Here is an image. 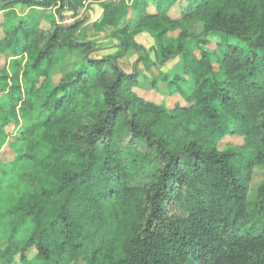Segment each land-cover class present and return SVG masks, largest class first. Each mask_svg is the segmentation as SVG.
I'll use <instances>...</instances> for the list:
<instances>
[{
	"label": "trees",
	"instance_id": "trees-1",
	"mask_svg": "<svg viewBox=\"0 0 264 264\" xmlns=\"http://www.w3.org/2000/svg\"><path fill=\"white\" fill-rule=\"evenodd\" d=\"M86 1L0 6V137L17 145L0 180V264H264V182L249 198L264 168V0H94L99 28L135 12L101 58L77 38L85 21L67 22ZM141 29L161 63L183 55V77L159 74L183 105L147 100L121 67ZM64 50L82 62L51 86Z\"/></svg>",
	"mask_w": 264,
	"mask_h": 264
},
{
	"label": "rangeland",
	"instance_id": "rangeland-1",
	"mask_svg": "<svg viewBox=\"0 0 264 264\" xmlns=\"http://www.w3.org/2000/svg\"><path fill=\"white\" fill-rule=\"evenodd\" d=\"M4 0H0V3ZM114 3L120 4L122 0H112ZM181 1V0H180ZM102 1L87 0L84 5L79 9L76 16L72 13L67 16L68 23L75 21H85V24L79 30L77 38L81 41H93L97 46V52L92 54L93 58H101L106 55L116 54L121 50V43L117 36L118 30L135 19V12L129 9L127 15L122 17L116 27H103L99 28L98 25L102 21L103 7ZM129 6L132 2L129 1ZM19 15H25L29 12V8L22 5L15 7ZM48 15L54 16L55 10H51ZM2 15L0 14V21ZM47 23V22H46ZM47 25V24H46ZM188 32L191 35H200L203 37V26L201 23L193 24L188 28ZM180 31L170 33L164 38V47H169L172 41L177 39ZM135 41L139 45L138 47L131 48L128 53L120 60L121 67L127 73H133L135 70L139 74V81L141 83V89L137 90L147 100L154 101L156 103H165L168 107H173L176 103L183 105L184 98L181 95H171V88L169 85L162 81L159 74H166L173 79L177 76H184V59L183 55H177L171 58L166 63H161L160 51L161 47L156 40V35L148 29H141L135 35ZM215 47V43L211 45ZM60 62L53 68L51 86H56L69 72H71L77 65L82 62V54L80 51H62L59 53ZM146 60H150L151 63H156L157 66L147 64ZM4 59L0 56V69L4 65ZM154 80L160 81L157 87H153ZM184 88H187L189 83L182 84ZM12 135H15L12 129ZM10 132V133H11ZM14 133V134H13ZM243 144V138L240 136L227 137L220 144V149L229 148V146H240ZM0 180L3 178L9 179V174L3 173V168L9 166L16 159L17 145L15 138L12 136L8 138L0 137ZM47 148H42L40 155L43 157L47 154ZM264 182V168L262 166H256L254 168L252 182L249 187V198L253 200L255 193L260 184ZM32 230L31 225L25 226L20 231V238L25 239L29 236ZM30 258L35 256L32 252L29 254ZM19 262V261H18ZM78 264H84L79 262Z\"/></svg>",
	"mask_w": 264,
	"mask_h": 264
},
{
	"label": "water",
	"instance_id": "water-1",
	"mask_svg": "<svg viewBox=\"0 0 264 264\" xmlns=\"http://www.w3.org/2000/svg\"><path fill=\"white\" fill-rule=\"evenodd\" d=\"M22 1H25V0H6V1H3L0 3V6H5V5H8V4H11V3H18V2H22Z\"/></svg>",
	"mask_w": 264,
	"mask_h": 264
}]
</instances>
